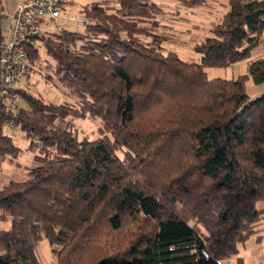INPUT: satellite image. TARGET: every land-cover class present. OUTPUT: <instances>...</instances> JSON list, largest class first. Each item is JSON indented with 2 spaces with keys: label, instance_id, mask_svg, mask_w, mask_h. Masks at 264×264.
Wrapping results in <instances>:
<instances>
[{
  "label": "trees",
  "instance_id": "obj_1",
  "mask_svg": "<svg viewBox=\"0 0 264 264\" xmlns=\"http://www.w3.org/2000/svg\"><path fill=\"white\" fill-rule=\"evenodd\" d=\"M94 0L76 28L40 42L42 70L71 102H46L25 88L23 105L0 117V169L28 142L36 165L0 186V264H223L264 219V58L235 78H207L264 48V0H226L192 50L196 61L165 52L159 29L179 8L207 0ZM190 12V11H189ZM1 19V14H0ZM38 50L28 48L29 68ZM41 70V71H42ZM98 119L99 136L78 138L71 119ZM134 229L123 241L116 235ZM120 242V243H119Z\"/></svg>",
  "mask_w": 264,
  "mask_h": 264
},
{
  "label": "rangeland",
  "instance_id": "obj_2",
  "mask_svg": "<svg viewBox=\"0 0 264 264\" xmlns=\"http://www.w3.org/2000/svg\"><path fill=\"white\" fill-rule=\"evenodd\" d=\"M165 9L174 11L176 9L175 0H156ZM180 16L177 19L165 21V25L159 29V34L164 38L162 48L165 52L175 51L179 56L186 61H196L198 56L193 52L192 47L196 42H199L205 35L210 23L215 22L216 14H207L205 12H189L183 8H179ZM207 12V11H206ZM38 52V51H37ZM264 58V50L261 46L255 47L251 51L249 59H244L228 67L221 68H206L204 69L207 78H235L246 71L247 62L250 59ZM38 60L29 68L25 78L22 81V88L30 91L36 96L41 97L46 102L62 103L71 102V98L64 95L61 91L55 88L51 83L45 81L44 70L42 66L49 61L46 52H38ZM42 70V71H41ZM248 95L252 98L255 95L264 92L263 84H254L251 80L246 83ZM18 104H23L21 99ZM71 124L77 133L79 139L84 136L94 139L99 136L100 122L93 118H74L71 119ZM15 143L20 146L23 151L18 155L12 163H4L0 169V186L10 180H22L26 176V171L23 166H34L36 162L33 158V153L26 151L27 141L18 132V135L13 136ZM18 163V165L16 164ZM264 202L259 203L262 206ZM10 221L0 220V229H7ZM134 227L126 225L124 230L116 235V241H123L125 234L131 232ZM119 242V243H120ZM37 255L43 264H53L51 254V246L46 239H41L37 247ZM230 259L224 260L223 264H234Z\"/></svg>",
  "mask_w": 264,
  "mask_h": 264
},
{
  "label": "built area",
  "instance_id": "obj_3",
  "mask_svg": "<svg viewBox=\"0 0 264 264\" xmlns=\"http://www.w3.org/2000/svg\"><path fill=\"white\" fill-rule=\"evenodd\" d=\"M62 0H18L12 14V23L1 27L0 41V117L1 111L13 109L18 105L22 81L29 69L28 48L46 52L40 42L41 36H47L62 28L63 19L74 20L78 26L83 20L67 13ZM6 131L14 128L11 121L5 123Z\"/></svg>",
  "mask_w": 264,
  "mask_h": 264
},
{
  "label": "crops",
  "instance_id": "obj_4",
  "mask_svg": "<svg viewBox=\"0 0 264 264\" xmlns=\"http://www.w3.org/2000/svg\"><path fill=\"white\" fill-rule=\"evenodd\" d=\"M94 0H62V7L66 9L67 13L79 16V9L82 5ZM18 0H0V14H1V27L5 28L12 23V14ZM227 9L226 0H207L205 5L199 9L189 10L190 12H205L207 14H216L218 21L220 16ZM188 11V10H187ZM207 11V12H206ZM63 27L76 28L78 25L74 20L63 19L60 21ZM264 37V30L262 32ZM262 47V46H261ZM264 50V48L262 47ZM21 105V104H19ZM23 105V104H22ZM12 137L18 135L16 128L7 131ZM18 165V163H16ZM26 171V167L23 166ZM27 174V171H26ZM257 228L260 230V238L257 235L249 238L244 244L239 247L238 257L241 259V264H264V219L258 224ZM232 263L237 264V258H231Z\"/></svg>",
  "mask_w": 264,
  "mask_h": 264
},
{
  "label": "water",
  "instance_id": "obj_5",
  "mask_svg": "<svg viewBox=\"0 0 264 264\" xmlns=\"http://www.w3.org/2000/svg\"><path fill=\"white\" fill-rule=\"evenodd\" d=\"M0 41H1V19H0Z\"/></svg>",
  "mask_w": 264,
  "mask_h": 264
}]
</instances>
